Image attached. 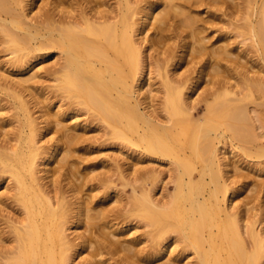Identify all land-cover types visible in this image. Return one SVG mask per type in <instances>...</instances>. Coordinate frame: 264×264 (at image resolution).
Returning <instances> with one entry per match:
<instances>
[{
	"label": "bare ground",
	"instance_id": "bare-ground-1",
	"mask_svg": "<svg viewBox=\"0 0 264 264\" xmlns=\"http://www.w3.org/2000/svg\"><path fill=\"white\" fill-rule=\"evenodd\" d=\"M110 1L0 0L1 44L21 66L54 57L52 93L67 104L52 115L42 106L40 122L26 98V83L35 76H2L20 100L14 103L20 126L13 125V135L0 131V183L12 182L9 194L0 193V264H77L75 254L90 246L95 251L86 264H98L93 257L104 253L117 264H179L181 251L193 252L196 264H259L264 180L249 189L245 178L254 175L245 168L250 158L253 170L264 171V0ZM202 7L208 15L198 14ZM216 21L226 30L216 35L222 44L212 47ZM172 37L179 39L176 46L167 42ZM146 49L154 52L147 57ZM183 60L191 66L179 72ZM147 69L157 83L147 82ZM28 93L32 102L34 93ZM69 111L89 115L86 125L101 124L105 135L136 147L133 159L156 156L159 166L170 164L174 191L161 177L164 170L136 162L118 164L132 191L123 209L81 195L85 180L75 154L88 138L65 123ZM50 133L51 144H40ZM52 159L57 165L51 168ZM95 176L93 189L113 188L108 176ZM157 188L163 189L159 196ZM248 189L249 199L234 202ZM256 200L261 212L246 220ZM11 204L17 206L13 214H3ZM120 217L141 223L147 248L110 236L118 229H106ZM70 223L78 231L74 238ZM248 241L255 247H246ZM172 244L180 249L165 260Z\"/></svg>",
	"mask_w": 264,
	"mask_h": 264
},
{
	"label": "rangeland",
	"instance_id": "rangeland-1",
	"mask_svg": "<svg viewBox=\"0 0 264 264\" xmlns=\"http://www.w3.org/2000/svg\"><path fill=\"white\" fill-rule=\"evenodd\" d=\"M110 2L114 3V5L116 4V0H111ZM201 9H202V11H201ZM201 9H198V11H200L198 14L203 13L202 16L208 15L206 13L207 10H205V8L202 7ZM152 21H153V19H152ZM217 22L218 21H216V23ZM225 26L226 25L221 23V22L217 23L216 27L218 29H216V31L212 32V36L209 35L210 38L212 37V39H210L211 42L209 43V45H212V47L213 46L217 47V46L222 44V43L220 44V42L216 43L215 40L217 39V36L221 33L222 30H226ZM149 33H150V31H149ZM169 34L171 35L170 32H169ZM178 40H179L178 38L172 37L171 39L169 38L167 42H168V44H173V46H176ZM214 42H215V44H214ZM166 46L167 45H164L163 48H165ZM10 51H11V49H8L6 44H3V43L1 44V42H0V75H1L0 77L3 78L2 76H4V78H6V79L7 78L10 79L11 77L12 78L14 77V79H15V77H17L20 79V77H25V75L27 77L32 76V75L35 76L33 79L31 78L26 83V85H28V88H30V90L27 91L26 98L27 97L30 98V99L29 98H27V99H29V101H30L31 111H32L33 115H35L36 118L39 117L40 119L38 118V120L41 122V121H43V118L40 117L42 114H40L39 111L41 110L40 108L42 106L47 111H49V113L51 112L52 114H55L53 112L63 111V109L67 107V104H65L66 101L62 100V101H64V103H61L60 101L56 102L57 100L54 99V97H55L54 93H52L54 90V85L56 82H54V80H52L53 78L50 74L51 73L50 69L53 68V61L55 58L50 57L49 55H44V56H42V58L41 57H40V59L38 58L37 61L34 62L35 64L34 63L30 64L31 62H29L28 64L21 66V64H19L15 61L16 60L15 54L13 55ZM153 52H154V50L146 49L145 55H147V57H149L148 55H150ZM177 54H180V51H178ZM190 57L191 56H187V58H188L187 60H189ZM15 64H16V66H15ZM13 66H14V68H13ZM20 66L22 68V69L20 68L21 71L19 70ZM190 66H191L190 63H188L187 61L184 63V60H183L179 64L178 70H179V72H184ZM25 69H27V70H25ZM148 70L149 69L146 70V72H147L146 77L148 78L149 76H151L152 78H151V80H147V82L151 81V82L157 83V82H155V81H158V79L156 80L157 76H155L154 73L150 74ZM13 72L15 73V76L13 75L14 74ZM5 73L10 74V77ZM19 75H21V76H19ZM4 78H3L4 84L0 80V82H1L0 87L2 86L0 88V90H2V91H0V131L2 130L1 131L2 136L3 135L9 136V135H13L14 131L16 132L17 129L15 130V127L18 128V126H20V122H19V118H18L19 117V112H18L19 110L15 109L16 107L14 105V103L17 104L18 102H20V100H18V98H16V99L14 98L16 101L13 99V96H11L13 91L6 87V84H5L6 81H4ZM156 85L158 86V84H155L154 87H157ZM204 85L205 84L202 85V87L197 91V93L194 95V97H198V94L204 89ZM3 86L5 87V89ZM146 88L151 89L152 86L146 85ZM32 90H33V92H32ZM10 91H11V94L9 93ZM28 92L34 93L33 98L35 99L37 97V100L40 102V104H38L40 107L38 105H35V101L33 98H32L33 103L31 102V97H30ZM50 99H52V101ZM51 102H53L52 103L53 105L51 104ZM55 104H57V105H55ZM63 104H65V105H63ZM59 105L61 107H59ZM60 112H58V113H60ZM51 113H50V115H52ZM70 113H71V111H69V114ZM69 114H68V116L64 117L65 123H67L69 125L72 124L70 126H72V129H74V131H76L75 133H79V131L77 132V130H80L82 136L84 135L85 138H88V139H86L87 141L86 142L84 141L80 147V148H82L84 146L86 148L83 147V150L79 149L80 151L78 150V152H76L75 160L77 161V167H79V169L81 170L80 173L78 172V174H79L78 176H80V177H81V175H82V177L84 175L87 176V178H84L85 177L84 176L83 177L84 179L81 177V179L83 181L85 180L84 181L85 183H86V179L89 178L88 180H90V178H91V181L87 182L86 185L84 183L85 186L83 185L84 189L82 190L81 195H82V193L84 194L86 192L84 194V197H86V198L88 197L87 199L93 198L92 200L95 199L93 204L99 203V205L104 206L106 208L108 207L109 209L115 207L116 208V209L114 208L115 210H121V208L123 209L126 206V204H127L126 201L128 199V196L131 194L132 191H131V186L125 184L124 178L122 177L121 170L118 168V164H123L124 167H128L129 163L135 164L137 162L135 165H133L134 167H139V166L156 167L157 166L159 168V170L160 169L164 170V172L162 171L163 174H161V177L164 176L163 178L166 181L167 185L171 186L170 189H172V190H170V191H174L173 190L174 189V180L170 176L172 174V172L169 171L170 164L166 163V164L159 166V164H157L156 161H153V160H157L158 157H156V156L151 157L150 160L146 157L145 158L139 157L138 159H135V158L133 159V157L137 156V153L135 152L136 147L131 146V144H129L127 141L114 139V138L110 137L109 135H105L103 126H101V124L98 125L95 122V123H92L90 125H86V124H88V121H89L88 118H90V117H89V115L88 116L84 115V114L82 115L81 111H80V113L73 111L70 115ZM76 123H77V125H76ZM13 125H17V126L14 127ZM71 131H73V130H71ZM51 136L52 137L55 136V133H50L46 137L43 135L40 136L39 138H44V139H42L40 144L49 146L51 144V141H50ZM46 139L48 140V142L46 141ZM49 142H50V144H49ZM61 156L63 157V153L61 154ZM62 157H59V159H61ZM39 161H41V160H39ZM139 161H142V163H139V165H138ZM247 161L248 162L250 161V163L248 165H247V162L244 163V166L247 165L246 166L247 168H245V169L246 170L248 169L247 172L244 169V172L248 173L249 175H254V177L251 176V178L248 177L247 179L245 178V180L246 181L248 180V182L251 181L250 182L251 187L249 186V189L250 188L252 189V188H254L253 184H255L257 181L259 182V181L264 180V171L259 172V170H256V169L253 170L250 164H253L254 160L251 161V159L248 158ZM52 163L53 164L55 163V161L53 159L51 160V163L49 164L51 168L53 165ZM55 164L57 165V162ZM55 164H54V166H55ZM78 164H80V165H78ZM39 168L43 169L44 167H43V165L42 166L40 165ZM249 169L250 170L252 169L254 172L251 171L252 173L250 174L248 172ZM129 171H127L126 173H129ZM256 173H257V176H256ZM40 175L45 176L46 174L43 171L40 173ZM59 175H60L59 173L58 174L56 173L55 176L53 175V178L56 179ZM95 175H98L99 178H103L105 176H108L111 179V181H109V183L113 186V188L107 189L105 187H99V188L93 189L92 184H94L98 181V180H92V178H94V177L96 178ZM253 182H255V183H253ZM62 184L64 186L66 185L65 182H63ZM161 184H162V182H159V185H161ZM11 186H12V182L8 183L7 180H6V182L4 181V182L0 183V193L1 194L3 192L8 193L7 190ZM65 188L67 189L68 186H65ZM249 189H248V191H243L240 195H238V197L234 196L233 197V200H235L234 202L240 203L243 200L246 201L247 199H249V197L252 196V191L251 190L249 191ZM107 190H108V192H107ZM157 190H156V192H158L157 193L158 196L161 195V192L163 191V189L157 188ZM109 191H110V194H112L113 192L114 193L112 195H108ZM111 191H112V193H111ZM66 195L68 196L69 201L70 200H71V202L74 201V199H72L73 197L71 194L67 193ZM90 196H91V198H90ZM100 197H102V198H100ZM258 201L259 200H256L254 202L252 201L251 203H249L248 206H252V205L254 206V204L256 203L255 205H257L258 207L256 206L255 209L253 211H251L246 216V220H250L251 219L250 217H253V215H255L256 213L259 214L261 212L262 207H261V209L259 208L260 202H258ZM8 202H10V201H8ZM16 208H17V206L15 204H11L10 206H4V211H2V213L5 215H8V214L11 215V214H13V211H15ZM120 218L116 219L115 221L112 222V223H115V225L113 226L114 228L112 227L110 229L109 228L106 229L107 232H110L111 230L115 231L118 229L116 231V235H115L118 238L113 236L111 233H110L111 234L110 236L114 239H120L121 238V241L124 242L125 245H127L128 243L134 242L135 244H137L138 249L147 248L148 244L150 242L147 241V237L144 235L145 228L141 226V223L134 221L133 224H127L125 222L124 217H122L121 220H120ZM69 225L72 229L71 230L69 229L67 232L70 234L71 238H74L75 235L78 233V231H77V229H75L73 223H70ZM3 226H6V225L4 224ZM7 229H8V227H7ZM122 229H123V231H122ZM259 229L264 230V224L260 225ZM119 230H120V232H119ZM76 242H79V240H77ZM166 247L167 246H165L164 249ZM87 248L85 249V252L83 251V253H79V254L76 253L75 254L74 257L76 258L75 260H76L77 264H86L87 261L85 259L88 256H91V254H92L91 252L95 251L94 247L90 246V248L89 247H87ZM178 248L180 249V247H178ZM178 248L175 244H172L170 247H167L166 251L165 250L164 251L169 255V257L166 254L167 256L164 259L166 260V259L172 258V257H170L171 256L170 252L173 253V251H174L173 249H175V251H174V253H175L176 251H178ZM93 249H94V251H93ZM170 250H172V251H170ZM188 252H182L181 251L179 253L180 256L178 255L176 258L177 260H180V261H178L179 264L181 263V261H183V264H192V263L196 264L195 255H192L193 252H191V251H188ZM173 254H172V256L175 257V255H173ZM93 258L97 259L98 264H117L115 257H112L110 254H107V253L97 255ZM192 260H193V262H192Z\"/></svg>",
	"mask_w": 264,
	"mask_h": 264
},
{
	"label": "snow or ice",
	"instance_id": "snow-or-ice-1",
	"mask_svg": "<svg viewBox=\"0 0 264 264\" xmlns=\"http://www.w3.org/2000/svg\"><path fill=\"white\" fill-rule=\"evenodd\" d=\"M37 2H39V0H37ZM246 247H252V248H254L255 245H254L253 242L248 241V242L246 243ZM181 264H183V261H181ZM259 264H264V255L261 256V258H260V260H259Z\"/></svg>",
	"mask_w": 264,
	"mask_h": 264
}]
</instances>
